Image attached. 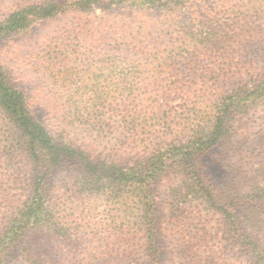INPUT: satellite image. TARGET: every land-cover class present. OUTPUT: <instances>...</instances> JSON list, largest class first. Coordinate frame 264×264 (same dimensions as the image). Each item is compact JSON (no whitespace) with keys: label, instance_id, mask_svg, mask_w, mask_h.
Listing matches in <instances>:
<instances>
[{"label":"trees","instance_id":"1","mask_svg":"<svg viewBox=\"0 0 264 264\" xmlns=\"http://www.w3.org/2000/svg\"><path fill=\"white\" fill-rule=\"evenodd\" d=\"M207 2L41 0L0 20V36L71 29L37 51L47 91L0 65V264H82L71 247L89 264H167L171 245L198 264L211 241L264 264V0ZM241 121L242 164L221 186L205 159L241 150ZM72 129L118 147L97 157Z\"/></svg>","mask_w":264,"mask_h":264},{"label":"rangeland","instance_id":"2","mask_svg":"<svg viewBox=\"0 0 264 264\" xmlns=\"http://www.w3.org/2000/svg\"><path fill=\"white\" fill-rule=\"evenodd\" d=\"M34 1L41 0H0V20H3L6 15L17 5ZM216 3L217 0H208L205 8L213 9ZM70 12L71 13L67 17L69 19L75 14L77 15L78 13L76 12L79 11ZM103 12L104 10L100 6L98 7L92 5V8L87 11V15L97 16ZM81 13L83 14V12ZM87 15H85V17ZM66 23L67 19L65 21L61 20L52 22L47 27L42 25L39 28L29 30L27 32H16L5 36H0V65L4 67V69L17 83L25 86L27 85V87L32 88L33 90L40 88L42 91H47L52 85L49 83L47 75H45L42 68H39L40 66L37 60L39 53L37 51L39 49H45V44L53 43L52 41L61 36L66 29L69 32L71 29L70 26L66 25ZM259 65L264 66V62H261ZM238 73L239 74L233 76L230 81L226 82V84H230L233 81L235 82L242 79V71ZM253 131H256V129H253ZM54 136L58 137L56 134ZM69 136L70 139L77 143V145H83L87 148H90L94 155L97 157L100 156L101 158H105V156L108 154V151H106L107 147L112 145L118 147V142L115 140L112 141V139L103 138L97 134L89 133L85 130L72 129L71 132H69ZM249 136L255 137V134L253 133ZM243 138L244 135H242L241 121L240 126L237 127V132L234 137L236 146L238 143V147L241 150H236L234 153H231L229 158L224 160V162H217L212 156H208L205 159L206 168L217 184L223 186L227 182L230 173L228 166L231 163L240 162V164H242ZM253 140L254 139L249 138V141ZM259 161L262 163L264 162V159ZM57 177H60V175ZM200 229L201 227L199 225H195L194 231L196 233H200ZM262 232L264 233V229ZM88 242L89 241H86L85 243L76 242L77 244H80L79 247L81 248L79 249L78 253H81L82 250H85L86 252L87 250L90 251L87 244ZM220 246L223 247L222 249L224 251V257H221V259L217 260L215 262L216 264H252L251 258L246 253L234 249V246L230 244L227 246H224V244L220 245L219 241H211L210 245H208L206 248L198 250L195 255L196 262L198 264L204 262L205 264L207 261L202 258L204 256H208V250L210 253H212L211 255H213L212 259L215 258L216 254L218 255L217 252ZM71 249L73 252L67 253L68 261L74 259V261H82V264H89L85 259L81 260V257H74V248L71 247ZM171 249L172 253H168L167 256V264H186V262L191 258V256H184V251L180 250L179 252V247H175V245H171ZM17 260H19L18 257Z\"/></svg>","mask_w":264,"mask_h":264}]
</instances>
